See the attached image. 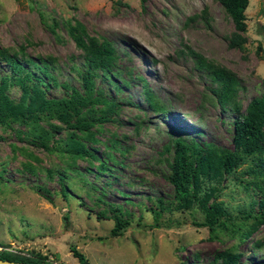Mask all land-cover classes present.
<instances>
[{
  "label": "rangeland",
  "instance_id": "obj_1",
  "mask_svg": "<svg viewBox=\"0 0 264 264\" xmlns=\"http://www.w3.org/2000/svg\"><path fill=\"white\" fill-rule=\"evenodd\" d=\"M245 16L247 29L240 32L218 0H0V49L39 62L50 57L59 68L52 69L58 80L79 86L72 69L82 59L72 30L78 21L88 35L112 40L121 52L118 66L144 77L168 106L166 114L157 115L144 101L141 82L133 81L120 94L132 102L122 104L123 122H106L94 143L99 153L107 152L104 144L116 134L125 148L116 152L123 165H116L113 176L98 177L90 172L93 167L85 172V159L78 160V169L90 182L97 179L94 182L101 187L109 181L103 188L105 200L125 211L129 224L116 236L110 235L113 213L97 202L98 191L90 184L73 176V190L65 198L58 182L41 172L63 164L59 152L33 144L19 123L0 125V171L5 170V179H0V252H39L46 256L42 264H77L72 249L83 253L87 264H220L215 254L231 248L242 252V262L264 256V224L239 243L230 226L211 233L196 225L203 221L197 207L163 210L160 220L170 217L169 226L155 225L152 213V208L160 209L157 197L167 201L174 193L165 178L170 155L164 145L170 138L181 135L233 146L230 129L235 113L203 101L210 94L209 81L193 69L187 47L236 74L242 87L237 94L241 111L263 90L264 0H249ZM233 39L238 43L232 45ZM8 92L19 98L18 86ZM48 93L58 98L65 89L56 86ZM60 125L55 136L64 139L72 129ZM27 161L41 171L30 173L23 167ZM34 182L48 192L33 188ZM223 185L219 200L238 215L250 198L238 179L229 178ZM102 210L105 216L97 217Z\"/></svg>",
  "mask_w": 264,
  "mask_h": 264
},
{
  "label": "trees",
  "instance_id": "obj_2",
  "mask_svg": "<svg viewBox=\"0 0 264 264\" xmlns=\"http://www.w3.org/2000/svg\"><path fill=\"white\" fill-rule=\"evenodd\" d=\"M218 1L231 18L235 29L246 31L245 10L249 0ZM72 30L76 45L82 51L81 62L72 67L79 86L66 80L60 82L57 73L52 71H59V68L50 57L39 58V62L27 56L22 59L0 49V125L10 127L12 123H19L27 128L23 134L33 144L51 153L59 152L65 158L60 166L52 164L41 171L27 161L23 167L33 175L41 171L48 178L55 179L65 198L72 188L73 176L78 177L82 183L90 184L91 190L98 191L97 202L106 204V209L113 213L114 226L110 235L116 236L129 224L128 218H123L125 211L121 210L119 204L105 200L106 191L103 188L109 181L98 187L94 182L97 179L90 182L85 172L93 167L90 172L95 176H113L116 165H123L116 152L121 154L125 148L121 146L117 135L111 134L104 144L107 152L99 153L94 148V143L99 141L97 135L103 132L106 122L117 125L123 122L122 104L132 102L129 96L123 97L120 94L133 81L141 82L144 101L157 115L166 114L168 106L148 87L144 77L132 75L130 69L118 66L121 52L112 40L88 35L86 27L78 21ZM231 43L237 44L238 41L233 39ZM187 53L200 78L205 76L209 81L207 88L210 94H205L203 101L207 99L223 110L235 113L230 129L233 146L230 148L210 141L199 142L181 135L170 138L164 145V151L170 155L165 178L173 186L174 193L172 199L167 201L162 197L156 198L160 209L152 208L153 220L157 226H169L173 223L170 217L160 220L163 210L185 211L197 207L203 214V221L195 222L196 225L206 227L211 233L230 226L237 234L239 243H245L264 224V82L261 94L253 97L241 111L237 94L242 87L236 74L189 47ZM122 54L127 52L122 51ZM1 64H4V68H1ZM11 86H18V99L10 96L8 89ZM56 86L65 89L64 95L58 98L49 96L48 91ZM51 120L64 123L72 130H68L64 139L56 138L55 133L62 125ZM79 159L88 162L85 172L78 169ZM4 171H0L1 180L5 179ZM229 178L238 179L250 198L248 207L239 209L238 215L229 212L224 202L219 200L223 183ZM34 183L33 188L48 192L44 185ZM104 216L105 210L97 213V217ZM72 252L78 259L77 264H87L83 253L76 249H72ZM242 256V252L231 248L219 251L215 254V260H220V264H264V256L248 262H242ZM0 258L42 264L41 260L46 259V256L39 252L24 254L4 250L0 252Z\"/></svg>",
  "mask_w": 264,
  "mask_h": 264
},
{
  "label": "water",
  "instance_id": "obj_3",
  "mask_svg": "<svg viewBox=\"0 0 264 264\" xmlns=\"http://www.w3.org/2000/svg\"><path fill=\"white\" fill-rule=\"evenodd\" d=\"M0 264H28V263L20 262V261H11V260H6V259L0 258Z\"/></svg>",
  "mask_w": 264,
  "mask_h": 264
}]
</instances>
